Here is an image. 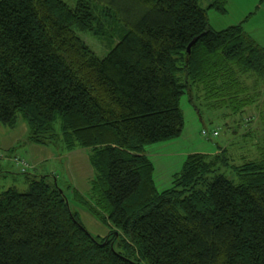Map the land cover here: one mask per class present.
Segmentation results:
<instances>
[{"label": "trees", "instance_id": "trees-1", "mask_svg": "<svg viewBox=\"0 0 264 264\" xmlns=\"http://www.w3.org/2000/svg\"><path fill=\"white\" fill-rule=\"evenodd\" d=\"M201 1L0 0V124L21 117L28 142L88 149L94 172L67 193L21 166L25 189L0 191V264H264V133L237 162L226 147L188 154L162 190L145 154L181 134L192 87L264 116V47L240 24L214 30ZM83 32L115 43L98 55Z\"/></svg>", "mask_w": 264, "mask_h": 264}, {"label": "rangeland", "instance_id": "rangeland-1", "mask_svg": "<svg viewBox=\"0 0 264 264\" xmlns=\"http://www.w3.org/2000/svg\"><path fill=\"white\" fill-rule=\"evenodd\" d=\"M65 1L68 3L73 2V0ZM222 1L223 13L212 8V11H208V20L214 30H221L240 24L244 32L256 44L264 47V0ZM203 3V1L200 2L201 5ZM79 35L98 55L106 53L115 43V40L109 37L110 34L105 36L101 34L95 35L92 32H83ZM245 83L249 85V88L251 87V81L248 80ZM252 93H261V91L256 90L252 91ZM204 96L201 86L190 88L189 91L182 95L180 100V109L183 115L181 134L171 141L156 142L145 146L146 154H150V158L154 162L153 176L156 187L159 190L171 185L173 174L181 169L188 153L194 151H215L217 149L219 154L221 148L226 147V156L231 158V162L239 161L242 155L252 157L256 154L252 144L256 143L264 133V125L262 123L264 122V116H260L258 110L255 111L253 106L247 107L239 114L232 113L230 108L222 106V100L215 102ZM263 99L264 97H260V101H263ZM261 110H264V107ZM0 126L3 127L1 124ZM215 127L218 130V135L215 137L202 136L200 133L202 128L210 131ZM3 128L11 130L9 127ZM21 129H16L13 134L16 136L23 135L21 134ZM48 148L53 150L52 147ZM53 151L57 152V149ZM12 155H19L20 157L26 155L28 157L24 151V144L21 143L16 146ZM72 159L75 160V157L72 156ZM14 160H16V164L3 165L5 171L0 172V191L11 185L16 186L19 190H24L26 187L24 175L20 172V166L28 167V164L23 158H14ZM41 164V169L55 171L56 174L53 175L56 176L58 184L68 193L67 185L70 183L71 178L67 172L65 160L62 158L50 159ZM87 174H89L88 166L80 161L78 168L73 171V175L79 181L74 180L73 183L83 193L87 191L85 190V185L88 184ZM80 212L82 213H80V217L89 232L95 235L106 234L108 228L105 225L94 220L88 213H84V210L80 209Z\"/></svg>", "mask_w": 264, "mask_h": 264}, {"label": "crops", "instance_id": "crops-1", "mask_svg": "<svg viewBox=\"0 0 264 264\" xmlns=\"http://www.w3.org/2000/svg\"><path fill=\"white\" fill-rule=\"evenodd\" d=\"M211 1L212 0H203L204 3L201 6L204 8H208V11H212V9L210 7ZM209 24L214 29V27L211 25V23H209ZM251 106L254 107L255 111L260 110L258 107H255L254 105H251ZM246 108L247 107H244L243 111ZM0 127H1L0 128L1 129L0 130V172L5 171V169H3L5 164L6 165H8L10 163L16 164L17 162H16V160H14V158H21V159L23 158L26 161V163L28 164V167L25 166V168L29 172L39 173V174H56L55 171H51L48 169H41L40 168V166L42 165L41 163H43L46 160H50V159L62 158L65 160L67 172L69 173V176L71 178L70 179L71 181L69 184H72L75 188L80 190L73 183L74 180L79 181L76 178V176L73 175V171L78 168V165L80 164V161H81L82 163H85V165L88 166V168H89V174H87V176H86L88 184L85 185V190H87V191L89 190L90 180L93 178L94 172H93V169L91 168V165L89 163V155H88L89 150L88 149L76 148V149L68 151V152L66 151L65 153L64 152L59 153V152H55L53 150H50L47 146H41V145H37V144H33L31 142H28V141H26V137H27V133H28V127H27V124L24 122V120L21 117H19L17 119L13 128H9L11 130H6L5 128H3L6 126H3V127L0 126ZM21 127H22V129H21ZM16 129H21V131H22L21 134H23V135H21V136L14 135L13 133ZM21 143L24 144V151H25V154L28 155V157L26 155H25L26 157L25 156L20 157L19 155H12V152L14 151L15 147L20 145ZM217 151L218 150L216 149L215 151L210 150V151H194V152L213 154ZM194 152H191V153H194ZM145 154H146V152H145ZM188 154H190V153H188ZM146 155L150 158V154H146ZM72 156L75 157V160L74 159L71 160ZM151 161H152V159H151ZM153 166H154V162H153ZM153 172H154V170H153ZM77 173H78V171H77ZM78 175L80 176L79 173H78ZM153 180L155 182L154 176H153ZM155 185H156V182H155ZM8 187H10V186H8ZM166 188H168V187H166ZM84 213H86V212H84Z\"/></svg>", "mask_w": 264, "mask_h": 264}, {"label": "built area", "instance_id": "built-area-1", "mask_svg": "<svg viewBox=\"0 0 264 264\" xmlns=\"http://www.w3.org/2000/svg\"><path fill=\"white\" fill-rule=\"evenodd\" d=\"M200 133H201L202 136L215 137V136L218 135V130H217L216 128H213V129H211L210 131H208V130L202 128V129L200 130Z\"/></svg>", "mask_w": 264, "mask_h": 264}, {"label": "water", "instance_id": "water-1", "mask_svg": "<svg viewBox=\"0 0 264 264\" xmlns=\"http://www.w3.org/2000/svg\"><path fill=\"white\" fill-rule=\"evenodd\" d=\"M194 42H195V39H194L192 42H190V43L188 44V46H187V48H186L187 52L190 51V47L192 46V44H193Z\"/></svg>", "mask_w": 264, "mask_h": 264}]
</instances>
